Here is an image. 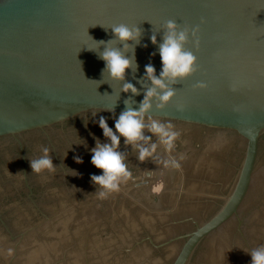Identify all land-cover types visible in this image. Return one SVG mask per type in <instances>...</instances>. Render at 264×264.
<instances>
[{
    "label": "water",
    "instance_id": "1",
    "mask_svg": "<svg viewBox=\"0 0 264 264\" xmlns=\"http://www.w3.org/2000/svg\"><path fill=\"white\" fill-rule=\"evenodd\" d=\"M168 20L199 28L184 45L196 71L149 113L180 137L144 162L121 138L132 176L101 199L90 179L102 174L91 149L107 142L98 121L114 130L125 101L138 110ZM121 23L140 36L124 51L135 71L117 82L99 55ZM44 147L55 171L33 173ZM169 156L179 168L164 166ZM260 245L264 0H0V264H251Z\"/></svg>",
    "mask_w": 264,
    "mask_h": 264
},
{
    "label": "clouds",
    "instance_id": "2",
    "mask_svg": "<svg viewBox=\"0 0 264 264\" xmlns=\"http://www.w3.org/2000/svg\"><path fill=\"white\" fill-rule=\"evenodd\" d=\"M164 28L166 31L163 43L159 46L162 68L159 76H157L152 64L145 66V78L150 82L151 87H148L145 91L138 110L133 108L129 101H125L124 111L115 119L114 130L108 126L104 116H101L98 121L99 128L102 130L107 142L101 143L97 139L95 147L91 149L90 163L102 174L92 175L90 179L100 189L98 197L101 199L118 192L121 183L132 176L125 163L126 154L119 150L121 138H123L125 145L131 146L137 152L136 159L139 162H144L152 158L160 146L166 152L171 153L180 137V132L175 129L172 122H164L149 115V113L152 111L154 102L158 111L163 110L175 95V90L170 85L188 78L196 71V56L191 51L185 50L184 45L189 38V31L198 44L196 37L199 28L178 30V25L173 20H168L164 24ZM111 32L115 40L107 43L104 51L100 53L99 59L105 63L104 71L107 72L108 78L112 81L121 82L124 81L128 69L131 68L135 71L134 59L127 58L124 51L128 49L127 42H138L140 30L121 23L111 26ZM115 42L123 44L124 50L113 47L112 45ZM155 42L156 39L153 36L152 43L155 44ZM195 87L204 89L206 84L198 82ZM121 91L131 92L133 95L139 94L137 88L131 83H124ZM145 133H150V135ZM153 137L156 138L155 142ZM49 152V148L44 147L42 149L43 154L39 158L29 161L33 173L40 174L44 171H55L56 166L53 164ZM76 162L81 163L82 161L77 158ZM163 163L166 168L180 167L179 160L172 156H169ZM247 254L251 257V264H264V245L253 248Z\"/></svg>",
    "mask_w": 264,
    "mask_h": 264
}]
</instances>
